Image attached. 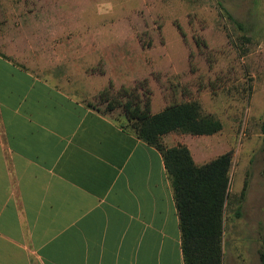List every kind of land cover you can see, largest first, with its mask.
Masks as SVG:
<instances>
[{
	"label": "rangeland",
	"instance_id": "rangeland-1",
	"mask_svg": "<svg viewBox=\"0 0 264 264\" xmlns=\"http://www.w3.org/2000/svg\"><path fill=\"white\" fill-rule=\"evenodd\" d=\"M0 55L120 123L98 99L111 84H148L160 106L185 87L172 104L198 101L222 130L175 138L199 166L233 155L223 264H261L264 0H0Z\"/></svg>",
	"mask_w": 264,
	"mask_h": 264
},
{
	"label": "crops",
	"instance_id": "crops-1",
	"mask_svg": "<svg viewBox=\"0 0 264 264\" xmlns=\"http://www.w3.org/2000/svg\"><path fill=\"white\" fill-rule=\"evenodd\" d=\"M0 264H185L162 153L1 55Z\"/></svg>",
	"mask_w": 264,
	"mask_h": 264
},
{
	"label": "trees",
	"instance_id": "trees-1",
	"mask_svg": "<svg viewBox=\"0 0 264 264\" xmlns=\"http://www.w3.org/2000/svg\"><path fill=\"white\" fill-rule=\"evenodd\" d=\"M148 87L141 84L116 89L111 84L98 99L106 103L108 111L120 109L126 119L122 127L162 153L179 216L185 264H223L222 237L232 152L199 166L188 147L169 148L163 142V137L173 132L211 136L222 130V123L203 114L198 101L172 104L153 114L152 90ZM183 94L187 95L188 90ZM87 106L93 108L90 103ZM261 132L264 135V121ZM246 189L247 184L243 197ZM260 263L264 264V238Z\"/></svg>",
	"mask_w": 264,
	"mask_h": 264
}]
</instances>
